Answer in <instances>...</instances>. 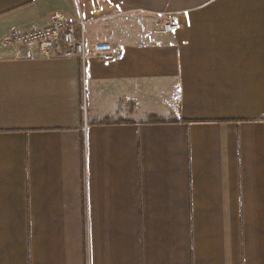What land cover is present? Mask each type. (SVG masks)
<instances>
[{
	"label": "crops",
	"instance_id": "1",
	"mask_svg": "<svg viewBox=\"0 0 264 264\" xmlns=\"http://www.w3.org/2000/svg\"><path fill=\"white\" fill-rule=\"evenodd\" d=\"M0 264H264V0H0Z\"/></svg>",
	"mask_w": 264,
	"mask_h": 264
},
{
	"label": "built area",
	"instance_id": "2",
	"mask_svg": "<svg viewBox=\"0 0 264 264\" xmlns=\"http://www.w3.org/2000/svg\"><path fill=\"white\" fill-rule=\"evenodd\" d=\"M42 28L20 32L13 30L2 37L3 47H23L45 58L74 59L85 66L90 58L112 62L117 58V50L111 42H97L89 47L85 40L83 21L72 22L54 13ZM180 29V25L170 20L164 21L163 30L170 33ZM86 105H82L85 111Z\"/></svg>",
	"mask_w": 264,
	"mask_h": 264
},
{
	"label": "trees",
	"instance_id": "3",
	"mask_svg": "<svg viewBox=\"0 0 264 264\" xmlns=\"http://www.w3.org/2000/svg\"><path fill=\"white\" fill-rule=\"evenodd\" d=\"M152 121L162 123L164 120L162 121V119H159V118H155V117H154ZM103 123H108V122L106 121V122H103Z\"/></svg>",
	"mask_w": 264,
	"mask_h": 264
}]
</instances>
